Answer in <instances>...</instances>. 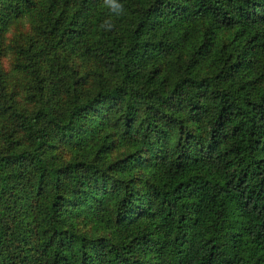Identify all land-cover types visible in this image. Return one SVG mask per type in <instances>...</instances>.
<instances>
[{"label": "trees", "instance_id": "obj_1", "mask_svg": "<svg viewBox=\"0 0 264 264\" xmlns=\"http://www.w3.org/2000/svg\"><path fill=\"white\" fill-rule=\"evenodd\" d=\"M117 2L0 0V264H264V0Z\"/></svg>", "mask_w": 264, "mask_h": 264}, {"label": "clouds", "instance_id": "obj_2", "mask_svg": "<svg viewBox=\"0 0 264 264\" xmlns=\"http://www.w3.org/2000/svg\"><path fill=\"white\" fill-rule=\"evenodd\" d=\"M105 4L117 14H120L123 11V5L119 4L117 0H105Z\"/></svg>", "mask_w": 264, "mask_h": 264}, {"label": "rangeland", "instance_id": "obj_3", "mask_svg": "<svg viewBox=\"0 0 264 264\" xmlns=\"http://www.w3.org/2000/svg\"><path fill=\"white\" fill-rule=\"evenodd\" d=\"M118 153H120V151H119V152H117V153H115V154H118Z\"/></svg>", "mask_w": 264, "mask_h": 264}]
</instances>
